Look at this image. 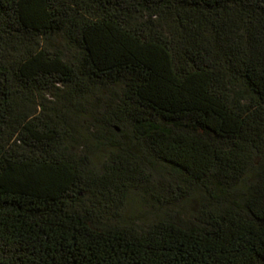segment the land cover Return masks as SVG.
I'll use <instances>...</instances> for the list:
<instances>
[{"label":"trees","instance_id":"trees-1","mask_svg":"<svg viewBox=\"0 0 264 264\" xmlns=\"http://www.w3.org/2000/svg\"><path fill=\"white\" fill-rule=\"evenodd\" d=\"M0 264H264V0H0Z\"/></svg>","mask_w":264,"mask_h":264},{"label":"rangeland","instance_id":"rangeland-1","mask_svg":"<svg viewBox=\"0 0 264 264\" xmlns=\"http://www.w3.org/2000/svg\"><path fill=\"white\" fill-rule=\"evenodd\" d=\"M86 125L87 122L85 123V126ZM77 127H79L78 124ZM82 131L86 132V128H83ZM95 154L97 156H100V152L97 150H95ZM102 156H105V154L102 153ZM146 194L147 193H145V191H139L130 197L124 211V215L121 218L123 222L148 226L154 223L158 216L164 215L167 210ZM182 207L185 206L181 205V208ZM181 208L175 209L181 210ZM184 209L185 211L183 213L187 214V218H189L192 212V208L188 209L185 207ZM188 210H190L191 212H189Z\"/></svg>","mask_w":264,"mask_h":264}]
</instances>
